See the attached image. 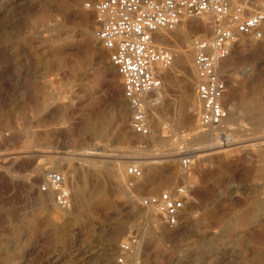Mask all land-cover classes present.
Here are the masks:
<instances>
[{"label": "rangeland", "instance_id": "1", "mask_svg": "<svg viewBox=\"0 0 264 264\" xmlns=\"http://www.w3.org/2000/svg\"><path fill=\"white\" fill-rule=\"evenodd\" d=\"M90 1L0 0V264H117L130 236L142 248L127 264H264V77L256 74L264 51L254 49L264 41L244 39L221 64L233 118L224 129L199 132L194 55L178 60L181 39L166 35L160 43L175 47V65L162 73L153 107L157 97L149 96L151 134L143 137L130 128L122 79L85 9ZM198 35L210 37L211 29L192 33L190 45ZM214 132L230 151L201 159L218 142L197 138ZM188 157L194 165L185 175ZM130 164L144 174L134 190ZM49 169L69 180V213L54 206L53 194L38 192ZM183 184L191 201L175 230L137 202Z\"/></svg>", "mask_w": 264, "mask_h": 264}, {"label": "built area", "instance_id": "2", "mask_svg": "<svg viewBox=\"0 0 264 264\" xmlns=\"http://www.w3.org/2000/svg\"><path fill=\"white\" fill-rule=\"evenodd\" d=\"M85 9L94 12L95 38L122 79L124 98L132 112L130 128L143 137L151 134L149 96L162 88V73L173 67L176 58L173 48L160 44L161 38L185 20H206L211 36L198 35L191 40L198 130L223 129L231 107L224 104L228 87L220 66L244 39L264 41V0H95L87 2ZM193 165L191 157L182 159L183 173L189 175ZM125 172L127 188L134 190L144 178L143 171L130 164ZM191 189L183 184L141 196L137 202L175 230L191 201ZM38 192L52 193L53 204L62 213L74 208L70 183L62 172L47 170ZM141 248L137 236L124 239L119 244L117 264L133 261Z\"/></svg>", "mask_w": 264, "mask_h": 264}, {"label": "bare ground", "instance_id": "3", "mask_svg": "<svg viewBox=\"0 0 264 264\" xmlns=\"http://www.w3.org/2000/svg\"><path fill=\"white\" fill-rule=\"evenodd\" d=\"M81 2L83 1V0H80ZM192 21L193 20H185V21H183V23L174 31V32H172V34H174V35H176L177 37H179L180 39H181V42H180V47H179V51H178V60L179 59H190V57H191V55H192V51H191V45L189 44V42H188V39L190 38V35L192 34V33H194L195 31H197V32H199V33H206L207 32V30H209L210 29V27L208 26V23H207V21L206 20H197V21H199L197 24H194L193 25V23H192ZM209 27V28H208ZM168 35V34H167ZM170 35V34H169ZM168 35V36H169ZM166 36H163L161 39H169L168 37H166ZM91 41H92V43L93 44H95L96 43V41H95V39L94 38H92L91 39ZM161 44V43H160ZM176 44V43H175ZM163 45V44H162ZM173 48H175V47H173ZM258 49V50H262V51H264V45H261V46H254V49ZM176 54V53H175ZM174 65H175V63H174ZM188 67V66H187ZM256 74L259 76V77H261V78H263L264 77V66H261L260 67V71L258 70V71H256ZM254 75V74H253ZM161 90H158V91H156V92H154V93H152V95H151V97H157V99L156 100H153L152 102H150V103H152V107H153V103L154 102H157L159 99H161V92H160ZM151 105V104H150ZM130 108V107H129ZM128 108V109H129ZM191 108H193V107H191ZM194 109V108H193ZM191 110L190 112H189V114H188V120L192 123L193 122V125L195 124L194 123V118L197 116V114H196V112H194L195 110ZM190 110V109H189ZM155 115V114H154ZM116 117H117V119H118V121L120 122V125L121 126H123L124 127V125L126 124V122H127V119H128V113H127V110H126V105L124 104V103H121V104H119V106H118V109H117V113H116ZM233 118V113L231 112L230 113V116H229V118L225 121V124H227V123H230V121H231V119ZM196 126V125H195ZM224 128H226L225 126L223 127V129ZM196 129V128H195ZM228 129H230L229 128V126H228ZM216 137H217V133L216 132H214L213 134H211V135H209V136H204V137H199V138H197V140H199V141H207L208 139L209 140H211V138H213L212 140H216ZM217 142H218V140H216ZM224 141H226L225 139H223L222 141H219L218 143H215V142H213V144H211V146H206V147H204L202 150L206 153L207 152V154L205 155L203 152H202V150H200L203 154H202V156L200 157L201 159L202 158H207L208 156H209V154L210 153H208V152H214V153H216V154H219V153H226V152H229L230 150H226L225 148L226 147H229V146H227V141L225 142V143H222V142H224ZM241 142V141H240ZM244 143V142H243ZM238 144H239V142H238ZM242 144V143H241ZM235 145V144H234ZM230 146H232V145H230ZM230 148V147H229ZM96 150V149H95ZM85 155H95V157L97 156V155H101V154H97V152H87V154H85ZM199 158V159H200ZM71 160H74V158H70ZM158 159V158H157ZM156 159V160H157ZM87 160H89V159H87ZM151 160V159H150ZM153 160V159H152ZM149 161V160H148ZM202 162V161H201ZM156 163H158L157 161L156 162H150V164H156ZM121 165V163H119V171H120V169L123 167L122 165ZM125 166V165H124ZM118 176L119 177H121V175H120V173H118ZM165 183L168 185L169 183H170V180H167V181H165ZM51 195H52V193H51ZM78 196H79V198L80 199H82V196H83V190L81 189V188H79L78 189ZM78 198V197H77ZM83 201V200H82ZM152 213H154V212H152ZM151 213V214H152ZM151 214H149L148 215V217L149 218H152L153 220H156L157 219V217L155 216V215H151ZM156 214V213H155ZM157 215V214H156ZM158 216V215H157ZM159 217V216H158Z\"/></svg>", "mask_w": 264, "mask_h": 264}]
</instances>
